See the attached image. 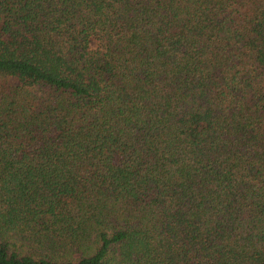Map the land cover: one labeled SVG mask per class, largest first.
Masks as SVG:
<instances>
[{"label": "trees", "instance_id": "16d2710c", "mask_svg": "<svg viewBox=\"0 0 264 264\" xmlns=\"http://www.w3.org/2000/svg\"><path fill=\"white\" fill-rule=\"evenodd\" d=\"M0 264H264V0H0Z\"/></svg>", "mask_w": 264, "mask_h": 264}]
</instances>
